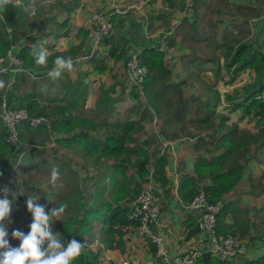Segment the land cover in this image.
<instances>
[{
    "label": "trees",
    "instance_id": "obj_1",
    "mask_svg": "<svg viewBox=\"0 0 264 264\" xmlns=\"http://www.w3.org/2000/svg\"><path fill=\"white\" fill-rule=\"evenodd\" d=\"M22 1V7L14 8L9 5L6 11H0V59L12 48L17 47V56L23 61L26 71L46 75L53 67L52 61L55 57L62 56L59 52L54 55L52 53L56 47L55 40L61 37V30L67 25V21H60L53 15L37 18L32 22L29 11L25 8L34 0ZM194 9L196 0H192L191 12H194ZM69 11H73V8ZM49 22L56 26L54 32L29 37L34 30L40 31ZM190 27L194 28L192 24ZM186 32L191 33V29L188 28ZM76 35L80 48L88 38L87 32L80 28ZM45 36H49L50 40L45 41ZM24 39L27 40L23 42ZM45 43V48L50 52L47 68L35 65L33 57V50L38 51L40 44ZM226 46L221 57L222 64L218 58L213 60L216 62L213 66L204 67L203 63L197 65L199 69L194 79L201 82L202 100L194 95H184L185 80H173V69L169 65L170 62L165 60L162 50L149 47L139 54L148 69L142 84L144 96L138 91L132 92L137 103L134 108L136 112H140V116L144 117L146 112L153 110L156 114L159 113V117L164 118L166 124L171 125L173 122L183 123L192 113L196 115L201 112L202 116L190 121L210 128L207 131L217 130L216 138L203 142L205 151L216 154H199L194 162V173L183 174L179 179V194L182 200H188L187 203L195 196L200 182L204 180H207V183L202 187L209 201H220L237 185L245 164L251 159H257L256 154L264 148V100L260 98L264 92V40L259 42V49H254L252 44L247 42L241 43L235 49L230 42H227ZM79 48L65 52L64 57H73L79 52ZM107 54L105 58L92 56L89 60L93 68L101 73L107 70L108 58L118 61L126 56L124 48H119L113 43L110 44ZM248 71L249 80L235 85L238 84V77ZM20 76L22 77L19 79ZM23 76H17V82L6 94L4 90L0 92V98L5 95L11 106L26 109L30 116L48 117L49 126L32 127L23 121L19 125V146H13L6 141L3 128L0 153L6 155V161L4 164L0 162V173H3L0 175V182L9 179L12 168L26 152L28 144L33 145L29 150L33 153L40 142L38 137L41 134L46 135V138L41 140L43 145L45 140H51L52 131L58 133V136L53 138V142L58 146L79 151L85 159L91 160L95 170L99 172L89 180L90 190H87V197L85 186H75L78 187V192L68 194L65 202L68 207L65 212L70 216L58 223L57 231L62 242L68 243L75 238L85 243V251L73 264H99L98 252L89 247L95 238L97 225L100 244L108 249L123 251L126 233L130 226H136V222L130 218V203L136 199L149 177L157 184L155 191L162 201L168 196L170 191L167 150L159 148L157 139L156 145L152 138L141 141L137 139L135 134L143 127L140 118L110 123L107 120L98 122L81 115L82 103L88 95L87 89L80 86L78 79L71 83L65 71L59 79L53 80L57 81L54 82L57 83L56 86H53L52 79L46 77L48 84L45 86L47 92L44 93L37 91L32 83L30 89L20 94L17 83L19 80L25 81ZM233 85L232 88L228 87ZM99 88V100L94 108L90 109L97 112L114 109L115 100L110 96V89L103 86ZM48 89L52 91L48 92ZM196 100L201 102L199 109L192 108ZM235 113L239 115L235 121H231L230 114ZM101 129L104 131H100ZM175 136L176 133L172 137ZM96 164H100L99 168H96ZM229 210L230 206L223 204L217 214V231L221 234H225L230 228L224 223ZM195 227L198 231L197 222ZM152 247L151 250L155 252L154 246ZM212 256L216 257L209 251L205 252L197 258L196 264L232 262L224 260L221 263L215 261ZM242 264H264V255Z\"/></svg>",
    "mask_w": 264,
    "mask_h": 264
},
{
    "label": "crops",
    "instance_id": "obj_2",
    "mask_svg": "<svg viewBox=\"0 0 264 264\" xmlns=\"http://www.w3.org/2000/svg\"><path fill=\"white\" fill-rule=\"evenodd\" d=\"M140 2L144 3L140 5L138 10H131L126 16L115 17L113 22V34L108 40H105L101 44L100 49L95 55L92 54V45L89 38H87V40L83 42L82 47L80 46L79 48V39L76 35L77 31L80 28L82 29V21L92 12L102 8H109L113 4L124 6L127 4L137 5L140 4ZM191 3L192 0H61L58 5L60 10L57 11L55 16L60 21L65 19L67 25L62 28L61 37L55 40L56 47L54 48L64 52L79 48V52L72 57L74 61L73 70H65V73H67V79H69L71 83L78 79V81H80V86L87 89L88 95L82 103L81 115L95 119L98 122L107 120L110 123H114L117 120L119 123V121L121 122L126 119L139 120L140 118L143 127L135 134L137 139L141 141L152 138L153 142L157 139L158 144L161 145H159V148L167 150V176L169 177L168 189L170 192L164 201L161 199L160 219L167 224V227L161 232V235L171 255H180L188 250H195L199 252V256H201L203 253L208 252L210 248L209 236L197 231L195 223L200 216V212L197 209L189 207L186 202L188 200L181 199L179 194V179L183 174L191 175L194 173V162L199 154H205L206 156L216 154V152L209 153L205 151L203 142L216 138L218 135L217 130L212 129L213 131L210 130L204 134H197L195 136L180 137V135H177L172 137L175 135L174 130L169 124H166L164 118L159 117L155 111L151 110L146 112L144 117L140 116V112H136L134 108L137 103L133 97V91L127 88L125 59L131 53L141 52L149 49V47L160 48L163 43V34L166 31H170L168 39L171 41V44L173 42L172 45L175 48V56L173 58V64L171 65L173 73L176 72L174 70L180 71L182 66V72L177 75V77L173 75V80H180L181 77L185 79L183 78L185 72L183 71L185 69L183 64L185 62L186 65L188 64L189 68L197 66L199 63H203L204 67H210L213 66L214 63L216 64V62L213 61L214 59L220 58L219 61L220 64H222L223 58L221 57L223 56V52H225L227 42L233 45V49L243 42L252 44L254 49H259V42H263L264 40V0H196V9H194V12H191ZM71 8H73V11H69ZM203 8L208 11L209 15L207 16V20L204 19L205 15L202 14ZM44 17L49 16L45 15ZM204 21L212 24L213 27H211V29L205 28L204 25H201ZM190 24H192L194 28H191ZM172 26H174V30ZM188 28L191 29L192 33L190 38L197 43V47L201 49L203 53L197 51L196 48L189 50V47L186 49L184 46L183 42L188 40L185 34V30ZM243 32H245V35L242 34ZM213 36L214 44H209L208 42L211 41ZM48 37L49 36L44 40L48 41ZM26 40L27 39H24L23 42ZM111 43L118 45L119 48H124L126 56L124 59L118 61L108 58L106 60L107 70L101 73L93 68V64L89 60L92 56L105 58L108 55L107 52ZM17 51V47L10 50V52L15 55H17ZM188 53L194 54L192 56L195 57L188 58L186 56ZM203 54H205V56H202L203 58L198 61V56ZM76 60H78V62H76ZM198 69L199 67L197 66V70L193 72L194 75H192L193 78H191V82L187 81L188 85H184V95H194L199 100H202L203 91L198 88L201 82L200 80L194 79ZM108 72L112 73V77H106ZM21 74L24 75L25 81L21 82L19 80L17 83L19 86L18 92L20 94L24 93V90L30 89L29 87L31 84L25 87L27 76L32 79L48 77L47 74L43 75L35 71H25ZM21 74L19 72H13L7 76L0 77V81L5 82V86L0 88V92L4 90L6 94L10 91L17 82V76ZM21 77L22 76H20L19 79ZM249 78L250 74L248 77H245V74L242 73L237 79L238 84L235 85L245 83ZM51 81L53 82V86L57 85V83H54L57 81ZM36 84L40 85L39 87L41 89L37 91L46 92L42 81ZM101 86L110 89V96L115 100L114 109L102 112L90 109L94 108L96 102L99 100V87ZM228 87L232 88L234 85ZM51 91L48 89V92ZM84 107L89 110H85ZM237 115L239 114H230L231 121H235L238 117ZM173 123L171 125H173ZM145 125L151 127L149 132H144L147 129ZM100 131H104V129ZM211 131L212 137H209L207 133ZM52 132L53 135L50 137L51 140H45L43 145L41 140L42 138H46V135L41 134L38 137L40 142L33 153L29 152V150L33 148V145L28 144V149L21 155L14 167L19 165L23 155L27 156V159L29 158L28 160L32 161L37 155V157H39L37 160L39 165L47 161V166L44 165L46 170H48L49 167H55L58 169L59 173L63 172V175L66 176V172L68 171L65 172L64 167H67L68 164L72 167V163L71 160L67 159L61 162L60 159L62 157L60 156V152L63 153V151L65 152L67 150L72 152V150L58 146L53 142V138L58 136V133ZM2 134L3 126L0 121V137ZM46 144L48 148V157H45L46 153L41 151L42 147ZM256 156L257 159H251L245 164L242 177L237 185L221 199L224 205L230 206L229 213H227L224 219L226 227H230L229 230L227 229L226 233H237L244 241V254L231 260L232 262H230V264H242L247 260H253L264 255V148L260 150ZM78 157L81 160L77 164L79 168L83 167L87 169L89 166H93L91 160L85 159L86 157H83L81 153H79ZM63 158L65 157L63 156ZM5 161L6 155L0 153V162L4 164ZM25 162V164H27L28 161ZM84 162L88 164L84 165ZM96 168H99L98 164H96ZM98 172L99 171L96 170L90 172L85 170V172L81 173L80 171L78 183L80 187L82 188L85 186L90 178L96 176ZM23 181L24 180H20V184ZM148 181H151L155 189L157 188V184L153 181L152 177H149ZM206 183L207 180H204V182H200V185L203 186V184ZM23 184L27 188L25 182H23ZM13 185L15 186L16 182L12 181L10 178L0 182V189L7 187L10 190L9 199L12 198L10 195L13 190ZM29 191H31V195L42 193L41 196L44 199L53 198L55 196L53 194L54 192L51 190H48L51 191V194H45V192L48 191L46 186L41 182L37 183L36 186H33ZM2 197L3 193L0 192V198ZM85 197H87V192ZM133 202L134 201L130 204L132 205ZM6 223H8V221ZM58 223H56L55 226L54 224L51 226L54 233H57ZM98 240L99 234L97 225L95 228V238L89 247L98 252L99 264H116L123 259H130L142 264H158L155 253L151 250L153 245L141 239L133 226H130L128 233H126V245L123 251L115 248H105ZM63 244L65 245L66 242H63ZM213 258L215 261L221 263L224 261L218 257Z\"/></svg>",
    "mask_w": 264,
    "mask_h": 264
},
{
    "label": "built area",
    "instance_id": "obj_3",
    "mask_svg": "<svg viewBox=\"0 0 264 264\" xmlns=\"http://www.w3.org/2000/svg\"><path fill=\"white\" fill-rule=\"evenodd\" d=\"M23 3V1H22ZM127 4L124 6L111 5L92 12L82 21L81 27L87 32L91 40L92 54L100 49L101 44L113 34V22L116 16H126L131 10H138L141 4ZM170 31L163 34V43L160 50L164 52L165 60L169 61L173 47L166 43ZM140 52L131 53L125 60L127 88L143 94V80L148 69L142 63ZM0 61V77L13 72H25L23 61L10 51ZM260 98L264 100V92ZM0 121L5 130L6 141L19 146V125L26 121L32 127L39 125L49 126V118L30 116L26 109L11 106L5 95L0 98ZM223 201L210 202L202 185L188 206L199 210L197 220L198 231L209 236L210 248L208 251L221 260H233L244 254L243 240L236 234H221L217 231V214L223 206ZM161 197L156 193L151 181H147L131 205L130 218L136 222L137 235L154 246L155 258L158 264H196L199 252L188 250L180 255H171L166 248L161 232L167 227L166 222L160 219ZM117 264H142L130 259H123Z\"/></svg>",
    "mask_w": 264,
    "mask_h": 264
},
{
    "label": "rangeland",
    "instance_id": "obj_4",
    "mask_svg": "<svg viewBox=\"0 0 264 264\" xmlns=\"http://www.w3.org/2000/svg\"><path fill=\"white\" fill-rule=\"evenodd\" d=\"M60 1L61 0H34L30 4V6L32 8H34L33 12H31V13L29 12L31 21L35 22V20L37 18L40 19V18L44 17L45 15L46 16L56 15L57 11L60 10V7L58 6ZM202 14L205 15L204 19L207 20V16L209 14H208V11L205 8H203ZM201 25H204L205 28L207 27L209 29H211V27H213L212 24L208 23L207 21L206 22L204 21V23H201ZM172 29L174 30V26H172ZM55 30H56V26L52 22H49L46 26L41 28L40 31H38L37 29L34 30L33 32H35L36 35H32V33H31L29 35V37L37 36L39 34H46L49 31L54 32ZM244 33L245 32H243L242 34H244ZM185 34L188 37V40L183 42V44L186 47V49H188V47H189V50H191L192 48L193 49L196 48L197 51H200V53H203L202 50L197 47V43L192 38H190L192 33H186L185 32ZM246 34H247V32H246ZM44 39L46 40V36L44 37ZM48 40H50L49 37H48ZM46 43L45 44H40V46L45 48L46 47ZM166 43L173 47L171 57L169 58V62H170L169 65L171 66L173 64L172 62H173V58L175 56V48L172 45L173 42H172V44H170L171 41H169V39H166ZM208 43L209 44H214V36L211 39V41H209ZM214 51H215V49H214ZM58 52L62 56H64V54H65L64 51H58L57 49H55L52 54L54 55V54H57ZM192 55H194V54L188 53V55H186V56L188 58L189 57L190 58L191 57L192 58L195 57V56H192ZM202 56L204 57L205 54H203L201 56H198L197 60L199 61L201 58H203ZM181 58H182V56H181ZM188 58H187V60H188ZM166 61L168 62V60H166ZM76 62H78V60H76ZM183 67L185 68L183 70V71H185L184 72V77H183L185 79H182V77H181L180 80H185V84L188 85L187 81L191 82V78H192L193 72L195 70H197V66H193V67L189 68L188 64L186 65V62H185L183 64ZM181 68H182V66H181ZM181 68H180V71L174 70V71H176V72L173 73V75L175 77H177V75H179L182 72ZM248 73H246V72L244 73L245 77L249 76ZM110 76L112 77V73L108 72L106 77H110ZM41 79H42V84L45 87L48 84V78L41 77V78L32 79L31 77H28V76H27V79H26L25 87L28 84H32L33 83L36 90H41L40 87H39L40 85L36 84V83H40ZM198 88L201 89L200 86ZM200 105H201V102H198V100H196L195 102H193L192 108L196 107L197 109H199ZM84 109L85 110H89L88 108L86 109L85 107H84ZM202 115L203 114L201 112H198L196 115L192 113L190 115V117H187L185 120H183L184 121L183 123H173V125H170V127L174 130V132L177 135H180V137H184V136L188 137V136H195L197 134H204L210 128L209 129L208 128H204L203 126L198 124L196 121H190L192 118L198 119ZM145 126H147V129L144 132H149L151 127L149 125H145ZM212 131L210 133H207V135H209V137H212ZM154 144L156 145V142H154ZM44 146H43L44 148L42 147L41 151L46 153L45 157H48V155H47L48 154L47 153L48 152L47 151L48 148L46 147L47 144L44 145ZM38 151H39V149H38ZM60 153H61L60 156L62 157L60 159L61 162L63 160H66V159L67 160H71L72 167L69 164H68L67 167H64L65 172L66 171H68V172H66V176L63 175L64 174L63 172L59 173V179L57 180L55 185L50 183L51 172H52V169L55 168V167H49L48 170H46L44 165L47 166L46 165L47 161H46V163L39 165L37 163V160L39 159V157H37V155L34 157L33 161L32 160H28L29 158L27 159V156L23 155L19 165L12 168L11 175L9 176V178L12 181L16 182V185L15 186L13 185V187H12L13 188L12 193L16 192V193H18V195H17V197L15 199V202L12 205L13 213H11V218H10L11 219V223L9 224V223H6L7 221H5V224L7 225V230L9 232L8 239H9V242H10V244L12 246H18L19 243H20L19 240L13 239L12 236H11V232H12L13 229H19V230L23 231L25 234H27L29 232V230H30L28 225L32 221V216H31V213H29L28 210H27V206H26L27 196L39 197V200L37 201V203H39L41 205H45L46 206L45 210L47 212L48 210L52 209L53 207L59 206L60 204H65L66 200L68 199V194L77 193L78 192L77 191L78 187H80V185H78L80 171H81V173L85 172V170L87 172H90L92 170L95 171L94 166H89L87 169H85L83 167H80V168L78 167L77 164H78V162L81 161L79 159V157H78V155L80 153L79 151H77V152L72 151L71 152V151L67 150L65 152L63 151V153L62 152H60ZM62 155L65 158H63ZM36 157H37V159H36ZM25 161H28L27 164H25L26 163ZM85 164H88V163L84 162V165ZM98 165H100V164H98ZM20 180L21 181L24 180L23 182H25V184L27 185V188L25 187L23 182L20 184V182H19ZM40 182L43 183L46 186L47 191L51 190L52 192H54L53 194L55 196L53 198L44 199L41 196L42 193H36L34 195H31V191H29V189H32L33 186H36V184L40 183ZM66 182H68V185L65 188V183ZM89 184H90V181H88V183H86V185H85L86 192H87V190L88 191L90 190ZM75 186H78V187H75ZM19 191H21L23 194H19ZM51 191L45 192V194L49 195V194H51ZM10 196L12 197V195H10ZM68 214L69 213L65 212L62 215L61 220H53L50 226H52L53 224L55 226L56 223H58V222H60V221H62L64 219H67L70 216ZM8 225H9V227H8ZM57 236H59L58 231H57ZM238 236H239V234H238ZM241 239L243 240V238H241ZM65 245H67V242H66Z\"/></svg>",
    "mask_w": 264,
    "mask_h": 264
},
{
    "label": "clouds",
    "instance_id": "obj_5",
    "mask_svg": "<svg viewBox=\"0 0 264 264\" xmlns=\"http://www.w3.org/2000/svg\"><path fill=\"white\" fill-rule=\"evenodd\" d=\"M9 5L15 8L22 7L23 3L22 0H0V11H6ZM25 10L31 13L34 8L29 6ZM32 35L36 33L32 32ZM49 56L50 52L46 48L33 50L35 65L39 67L47 68ZM52 63L53 67L47 71V76L52 80L59 79L62 72L72 71L74 67L73 58L70 56H56ZM4 86L5 82L0 81V88ZM58 179L59 171L53 168L50 183L55 185ZM9 191L7 187L0 189L3 193V197L0 198V264H73V261L85 251V243L73 238L65 247L50 226L53 220H61L68 205L60 204L46 212V206L37 203L39 197L27 196L26 206L32 216V221L28 225L30 230L25 234L19 229H13L11 236L20 243L18 246H12L5 221L11 223L12 205L18 193H11L12 198L9 199ZM19 194L23 193L19 191Z\"/></svg>",
    "mask_w": 264,
    "mask_h": 264
}]
</instances>
